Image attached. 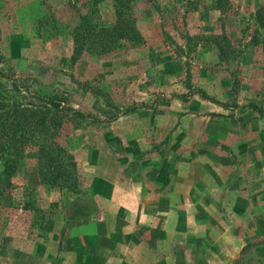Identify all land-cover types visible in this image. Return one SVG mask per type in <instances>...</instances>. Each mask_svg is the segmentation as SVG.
<instances>
[{
    "label": "rangeland",
    "instance_id": "obj_1",
    "mask_svg": "<svg viewBox=\"0 0 264 264\" xmlns=\"http://www.w3.org/2000/svg\"><path fill=\"white\" fill-rule=\"evenodd\" d=\"M126 1L116 27L114 0H0V98H55L66 120L58 142L83 190L42 184L37 151L27 149L13 200L0 204V264H28L45 244L54 251L72 208L97 214L90 184L99 173L148 166L150 179L156 165L213 159L249 176L258 166L264 186V156L251 163L246 153L250 134L264 130V24L254 17L264 0ZM78 33L87 43L73 62ZM204 148L211 157L193 152ZM258 211L264 229V204ZM259 232L229 263L264 264Z\"/></svg>",
    "mask_w": 264,
    "mask_h": 264
},
{
    "label": "crops",
    "instance_id": "obj_2",
    "mask_svg": "<svg viewBox=\"0 0 264 264\" xmlns=\"http://www.w3.org/2000/svg\"><path fill=\"white\" fill-rule=\"evenodd\" d=\"M237 119L230 123L239 125ZM237 125L227 137L236 138ZM248 140L246 153L255 163L264 156V130ZM193 152L211 157L205 148ZM211 160L156 165L150 179L148 166L96 174L90 192L97 214L68 221L56 249L45 244L28 253V264H231L243 240L259 239L264 230L258 215L264 186L253 176L259 173L254 164L249 176L248 169L232 172ZM238 226L245 227L243 235Z\"/></svg>",
    "mask_w": 264,
    "mask_h": 264
},
{
    "label": "trees",
    "instance_id": "obj_3",
    "mask_svg": "<svg viewBox=\"0 0 264 264\" xmlns=\"http://www.w3.org/2000/svg\"><path fill=\"white\" fill-rule=\"evenodd\" d=\"M125 1L114 0L116 27L126 20L124 8L129 5ZM254 17L256 22L264 24V3L255 10ZM82 22L84 30L90 27L85 15ZM119 36H126L125 29L120 30ZM86 38L80 33L74 37L73 62L83 51ZM54 99L42 95H31V99L26 100L0 98V204L13 200V174L19 159L32 147L37 151V173L42 184L82 193L76 162L67 158L66 149L58 142L66 120L65 110ZM71 210L69 220L86 217L88 212L77 207Z\"/></svg>",
    "mask_w": 264,
    "mask_h": 264
}]
</instances>
